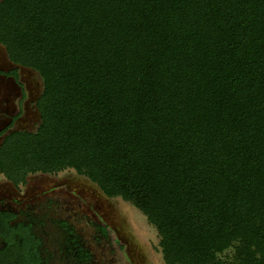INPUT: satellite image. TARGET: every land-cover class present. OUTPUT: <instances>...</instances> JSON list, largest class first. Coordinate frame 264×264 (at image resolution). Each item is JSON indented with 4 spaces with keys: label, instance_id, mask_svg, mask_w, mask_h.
I'll list each match as a JSON object with an SVG mask.
<instances>
[{
    "label": "trees",
    "instance_id": "trees-1",
    "mask_svg": "<svg viewBox=\"0 0 264 264\" xmlns=\"http://www.w3.org/2000/svg\"><path fill=\"white\" fill-rule=\"evenodd\" d=\"M0 43L1 75L43 79L7 180L75 170L145 214L164 264H264V0H0Z\"/></svg>",
    "mask_w": 264,
    "mask_h": 264
},
{
    "label": "flooded vegetation",
    "instance_id": "flooded-vegetation-1",
    "mask_svg": "<svg viewBox=\"0 0 264 264\" xmlns=\"http://www.w3.org/2000/svg\"><path fill=\"white\" fill-rule=\"evenodd\" d=\"M10 183L13 189L0 187V264H112L110 232L91 221L79 185L64 181L44 190L41 183L17 194L20 185ZM85 219L94 226L88 240L78 229Z\"/></svg>",
    "mask_w": 264,
    "mask_h": 264
},
{
    "label": "rangeland",
    "instance_id": "rangeland-1",
    "mask_svg": "<svg viewBox=\"0 0 264 264\" xmlns=\"http://www.w3.org/2000/svg\"><path fill=\"white\" fill-rule=\"evenodd\" d=\"M13 67L17 65L11 62L5 47L0 43V70H9ZM18 69L20 74L18 81L11 76L0 74V132L11 126L0 135V145L9 131L15 129L34 131L41 122L35 102L42 92L43 79L30 68L19 66ZM17 116L18 119H14ZM5 181V177L0 174V187L9 186L13 189L11 183ZM64 181L75 182L84 190V196L89 203L91 202L86 204L91 221L107 226L112 242L109 250L113 252L112 264H164L159 244L160 236L148 222L145 214L120 197H108L96 183L73 169L58 173H31L27 176L26 182L15 191L17 194L23 192L25 194L35 186L39 188L41 183H45V190L51 183L58 184ZM91 221L85 219L78 226L83 238L87 240L91 238L94 227L91 226ZM231 250L225 251L227 256L231 254Z\"/></svg>",
    "mask_w": 264,
    "mask_h": 264
}]
</instances>
